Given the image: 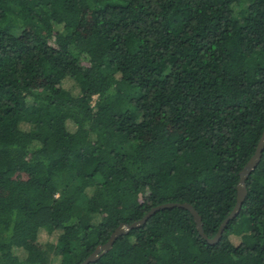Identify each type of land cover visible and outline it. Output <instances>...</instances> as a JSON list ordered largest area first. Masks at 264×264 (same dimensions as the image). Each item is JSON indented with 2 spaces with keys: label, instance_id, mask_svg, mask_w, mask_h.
I'll list each match as a JSON object with an SVG mask.
<instances>
[{
  "label": "trees",
  "instance_id": "trees-1",
  "mask_svg": "<svg viewBox=\"0 0 264 264\" xmlns=\"http://www.w3.org/2000/svg\"><path fill=\"white\" fill-rule=\"evenodd\" d=\"M263 131L264 0H0V264L167 203L212 239ZM245 187L216 244L170 208L91 264H264V149Z\"/></svg>",
  "mask_w": 264,
  "mask_h": 264
},
{
  "label": "water",
  "instance_id": "water-1",
  "mask_svg": "<svg viewBox=\"0 0 264 264\" xmlns=\"http://www.w3.org/2000/svg\"><path fill=\"white\" fill-rule=\"evenodd\" d=\"M264 149V131L259 139V142L256 146V149L254 151L253 156L249 159V161L247 162V164L245 165V167L243 168V170L240 173V178H239V184L237 186V195H236V202L234 205V208L232 209V211L230 212V214L225 218V220L221 223L217 233L215 234V236L212 239H209L203 231L202 228V220L201 217L199 216V214L196 212V210L187 203H167V204H162L159 205L157 207L152 208L145 216H143V218H141L140 220L130 224V225H120L118 226L117 229H115V231L110 235L109 239L107 240V242L99 247H97L93 253L91 255H89L83 262H81L80 264H91L94 263L97 259H99L103 254L107 253L110 248L112 247V245L114 244V242L116 241V239L124 234H126L128 231L136 229L142 225H144L147 220L153 216L156 212L160 211V210H164V209H170V208H180V209H184L187 210L191 215L192 218L194 220L195 226H196V231L198 232V234L204 239L206 240V242L208 244H216L222 235V232L224 231L226 225L232 221L239 213L241 206L245 200L247 191H246V187H245V181L247 179V177L249 176V174L251 173L252 170H254L256 168V166L258 165L260 158H261V154L262 151Z\"/></svg>",
  "mask_w": 264,
  "mask_h": 264
},
{
  "label": "rangeland",
  "instance_id": "rangeland-1",
  "mask_svg": "<svg viewBox=\"0 0 264 264\" xmlns=\"http://www.w3.org/2000/svg\"><path fill=\"white\" fill-rule=\"evenodd\" d=\"M47 239H48V237L46 236V234H41L40 235V240L46 241Z\"/></svg>",
  "mask_w": 264,
  "mask_h": 264
}]
</instances>
